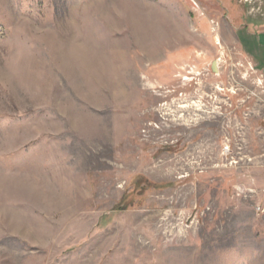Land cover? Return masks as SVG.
Here are the masks:
<instances>
[{"label": "rangeland", "instance_id": "1", "mask_svg": "<svg viewBox=\"0 0 264 264\" xmlns=\"http://www.w3.org/2000/svg\"><path fill=\"white\" fill-rule=\"evenodd\" d=\"M246 31L257 0H0V264H264Z\"/></svg>", "mask_w": 264, "mask_h": 264}, {"label": "crops", "instance_id": "2", "mask_svg": "<svg viewBox=\"0 0 264 264\" xmlns=\"http://www.w3.org/2000/svg\"><path fill=\"white\" fill-rule=\"evenodd\" d=\"M258 2H259V6L261 7V9L263 8L264 9V0H257ZM246 34H247V36H248V38H253L252 39V42H256L255 40H257V43H261V45H263L264 43H262L263 42V40L264 39H262V41L261 40H259V38H257V37H255L256 35H252V34H250L248 31H246ZM257 38V39H256ZM239 43H240V46L243 48V46H242V41L240 42L239 41Z\"/></svg>", "mask_w": 264, "mask_h": 264}, {"label": "bare ground", "instance_id": "3", "mask_svg": "<svg viewBox=\"0 0 264 264\" xmlns=\"http://www.w3.org/2000/svg\"><path fill=\"white\" fill-rule=\"evenodd\" d=\"M219 40V39H218ZM214 69H216V66H214Z\"/></svg>", "mask_w": 264, "mask_h": 264}]
</instances>
